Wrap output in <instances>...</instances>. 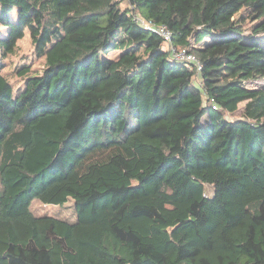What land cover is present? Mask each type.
Returning a JSON list of instances; mask_svg holds the SVG:
<instances>
[{
  "label": "trees",
  "instance_id": "1",
  "mask_svg": "<svg viewBox=\"0 0 264 264\" xmlns=\"http://www.w3.org/2000/svg\"><path fill=\"white\" fill-rule=\"evenodd\" d=\"M27 32L45 64L17 91ZM257 36L264 0H0V264H264ZM71 198L74 222L31 210Z\"/></svg>",
  "mask_w": 264,
  "mask_h": 264
},
{
  "label": "rangeland",
  "instance_id": "2",
  "mask_svg": "<svg viewBox=\"0 0 264 264\" xmlns=\"http://www.w3.org/2000/svg\"><path fill=\"white\" fill-rule=\"evenodd\" d=\"M123 7H129V3L125 1L122 4ZM251 29L249 28L245 36L250 35ZM259 37V36H257ZM260 38V37H259ZM207 40L210 37L206 38ZM264 40V38H260ZM45 60L43 58H38L35 54V47L32 43L31 37L29 32L26 33V36L19 41L18 49L15 55L10 56L6 61V66L3 70L4 74L9 78L10 82L14 85L15 90L19 91L24 83L26 77H23L19 74L22 66L30 65L31 71L29 74H41L44 69ZM250 88H262L264 87V81L261 82H252L249 84ZM244 109H245V102H242L239 105V109L236 113L230 115L228 114L227 117L230 120H237L241 119L244 116ZM208 194L212 193V187L207 186ZM31 210L37 216H53L60 219H64L70 222H74L77 218L76 209H75V202L71 198L67 203L64 205H54V204H44L40 200H33L31 203Z\"/></svg>",
  "mask_w": 264,
  "mask_h": 264
},
{
  "label": "built area",
  "instance_id": "3",
  "mask_svg": "<svg viewBox=\"0 0 264 264\" xmlns=\"http://www.w3.org/2000/svg\"><path fill=\"white\" fill-rule=\"evenodd\" d=\"M136 22L145 28L159 35L165 42L170 57L174 62L184 63L187 65H196L197 71L201 72L203 65L192 51L191 47H179L173 43V33L166 25H159L153 21L146 20L140 15L135 16Z\"/></svg>",
  "mask_w": 264,
  "mask_h": 264
}]
</instances>
